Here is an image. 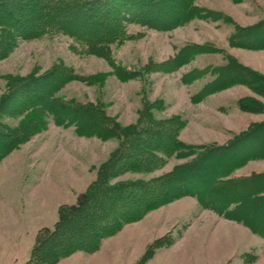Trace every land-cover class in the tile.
<instances>
[{
    "label": "rangeland",
    "instance_id": "obj_1",
    "mask_svg": "<svg viewBox=\"0 0 264 264\" xmlns=\"http://www.w3.org/2000/svg\"><path fill=\"white\" fill-rule=\"evenodd\" d=\"M191 5L189 19L167 30L123 21L120 37L101 50L46 30L36 38H18L0 59V97L10 79L55 81L60 101L90 107L106 127L81 135L75 122L58 125L48 118L45 130L0 162V264L33 263L39 236L53 229L59 213L77 203L116 153L117 130L124 135L164 125L176 150L156 152L155 168L130 171L111 184L174 174L188 162L189 149L207 152L264 120V86L256 75L264 76V48L236 41L238 29L264 21V0H192ZM0 113V122L11 127L21 120L9 109ZM251 146L246 142L238 155ZM213 153L220 171H230L236 154ZM199 194L181 196L124 225L92 254L78 251L57 264H243L245 258L247 264H264V234L258 231L264 226V158L233 164L231 174Z\"/></svg>",
    "mask_w": 264,
    "mask_h": 264
},
{
    "label": "trees",
    "instance_id": "obj_2",
    "mask_svg": "<svg viewBox=\"0 0 264 264\" xmlns=\"http://www.w3.org/2000/svg\"><path fill=\"white\" fill-rule=\"evenodd\" d=\"M104 1L0 0V59L8 56L18 38H36L46 30L63 31L82 42L98 45L96 49L101 50L120 37L123 21L167 30L188 20L193 12L192 0H106L105 4ZM238 33L241 37L236 41L241 46L253 50L264 48V21L241 27ZM244 42L247 45H242ZM256 75L263 81L259 85L264 86V76ZM41 79L32 76L8 80L7 91L0 97V111L9 109L11 116H19L21 120L13 127L0 122V162L30 137L45 130L48 118H54L58 125L75 122L81 135H91L101 126L106 129L90 107L83 104L70 107L60 101L56 97L60 83L48 81L41 85ZM131 132L121 135L117 130L121 142L102 168L100 178L80 195L76 204L59 213L53 229L43 231L32 249L33 263L30 260L29 264H57L78 251L92 254L100 249L105 238L118 233L126 224L142 220L150 211L184 195L201 198L200 192L231 174L233 164L240 166L250 158H264L263 120L238 138L207 152L201 147L197 151L189 149L185 155L189 157L188 162L175 168L174 174L155 180L111 184L110 179L130 171L143 173L155 168L156 152L171 155L176 150L171 131L164 125L152 123L150 127ZM246 142L252 145L250 150L246 155H238L244 153L240 148ZM218 151L236 154L229 161L230 171H220L216 166L217 156L213 152ZM154 181H159V185L153 188ZM258 231L264 234L263 223ZM162 242L158 240L156 245ZM154 250L152 246L147 252L152 254Z\"/></svg>",
    "mask_w": 264,
    "mask_h": 264
},
{
    "label": "crops",
    "instance_id": "obj_3",
    "mask_svg": "<svg viewBox=\"0 0 264 264\" xmlns=\"http://www.w3.org/2000/svg\"><path fill=\"white\" fill-rule=\"evenodd\" d=\"M239 225V224H238ZM243 228H245V229H247V230H249L250 231V229H248V227L247 226H245L243 223L242 224H240ZM252 234H253V232L252 231H250ZM243 247V246H242ZM244 249L242 250V252H241V255L243 256V260H244V258L246 257V252H247V249L245 248V247H243ZM260 260V259H259ZM258 260V261H259ZM252 263V262H251ZM243 264H247V261H246V258H245V261H243ZM253 264H256L254 261H253Z\"/></svg>",
    "mask_w": 264,
    "mask_h": 264
}]
</instances>
